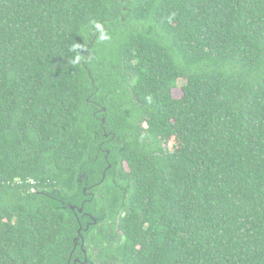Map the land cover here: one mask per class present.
Segmentation results:
<instances>
[{
	"label": "trees",
	"instance_id": "trees-1",
	"mask_svg": "<svg viewBox=\"0 0 264 264\" xmlns=\"http://www.w3.org/2000/svg\"><path fill=\"white\" fill-rule=\"evenodd\" d=\"M91 79L125 129L106 257L264 264V0H0V264L74 234L54 205L102 161Z\"/></svg>",
	"mask_w": 264,
	"mask_h": 264
},
{
	"label": "flooded vegetation",
	"instance_id": "flooded-vegetation-1",
	"mask_svg": "<svg viewBox=\"0 0 264 264\" xmlns=\"http://www.w3.org/2000/svg\"><path fill=\"white\" fill-rule=\"evenodd\" d=\"M122 10L126 8L122 6ZM94 82L91 79L94 91L90 93L86 101L92 108V115L98 121V127L93 130V133L98 135L94 136L97 139V148L101 152L102 161L97 163L99 168L96 174L92 173L93 170L89 166L76 177L78 202L60 200L61 198L56 194L57 200L54 206L69 209L74 216L75 227L74 234L68 238L67 242L59 244L55 255L46 264H118V261L106 257V249L110 244V231L106 233V227L110 228V223L106 220V212L96 206L94 199L104 194L106 204V198H109L107 184L110 181L114 182L112 175L114 165L117 163L112 149L119 143L125 129L119 135L116 123L107 121L106 93L100 95L99 88ZM142 126L145 127L144 121ZM50 193L54 194L53 190ZM71 205L73 208L69 207Z\"/></svg>",
	"mask_w": 264,
	"mask_h": 264
},
{
	"label": "water",
	"instance_id": "water-1",
	"mask_svg": "<svg viewBox=\"0 0 264 264\" xmlns=\"http://www.w3.org/2000/svg\"><path fill=\"white\" fill-rule=\"evenodd\" d=\"M60 200H62V199H60ZM63 202V201H62ZM70 208H73V206L71 205V206H69Z\"/></svg>",
	"mask_w": 264,
	"mask_h": 264
}]
</instances>
